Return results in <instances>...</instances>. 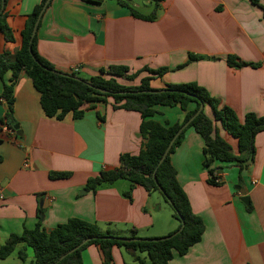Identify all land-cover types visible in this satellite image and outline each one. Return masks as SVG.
Returning a JSON list of instances; mask_svg holds the SVG:
<instances>
[{"label":"crops","instance_id":"0c3cea01","mask_svg":"<svg viewBox=\"0 0 264 264\" xmlns=\"http://www.w3.org/2000/svg\"><path fill=\"white\" fill-rule=\"evenodd\" d=\"M257 1L162 0L157 19L148 22L131 17L114 0L101 5L52 0L37 28V51L56 70L82 79L115 64L128 66L130 72L167 67L169 71L162 76L142 70L134 81L118 80L132 85L151 76L150 86L155 89L169 83L194 82L218 99L219 107L232 108L240 119L247 112L261 116L264 0ZM40 2L7 1V24L14 40L6 42L0 35L1 51L13 52L20 47L26 17ZM138 2L134 3L137 9ZM144 2L151 12L152 4ZM189 54L203 59L187 62ZM229 54L257 65L229 66ZM9 76L7 73L4 80ZM2 89L0 81V94ZM112 103L111 98L106 103L88 102L82 106L80 118L71 113L60 120L47 117L30 78L19 75L14 88V124L8 126L12 131L0 133V244L11 233L34 228L39 220L50 231L71 217L95 222L128 238L132 229L137 237L154 238L176 228L171 209L158 192L149 193L136 185L129 199L125 196L130 187L126 179L95 192L84 189L89 177L117 167L121 153L137 154L142 145L140 114L114 109ZM203 108L213 118L210 107ZM155 109L153 119L162 124L183 118L178 106L157 105ZM6 110L0 99V120ZM15 124L17 130L13 129ZM214 125L236 152V139L226 133L220 121ZM254 145V158L247 168L240 171L236 165L228 168L230 165L221 164L218 185H212L202 164L203 139L192 127L185 129L170 159L191 210L202 218L205 229L197 243L183 255L175 253L169 264H264V130L257 133ZM50 171L69 172V176L50 178ZM243 195L248 204L241 200ZM119 248L111 249L114 264L132 263L123 259ZM10 256L0 263H6ZM82 264H102L96 245L82 251Z\"/></svg>","mask_w":264,"mask_h":264},{"label":"trees","instance_id":"16d2710c","mask_svg":"<svg viewBox=\"0 0 264 264\" xmlns=\"http://www.w3.org/2000/svg\"><path fill=\"white\" fill-rule=\"evenodd\" d=\"M7 1L3 0L1 11L2 0H0V35L4 41L12 42L14 37L7 24L8 14L5 9ZM46 1L41 0L27 15L21 31L20 47L13 52L0 50V81L3 82L0 99L7 109L0 122L10 127L14 124L12 115L14 88L21 73L30 78L39 94L40 106L47 117L60 120L71 113L73 118H80L83 115L82 106L84 104L96 101L106 103L109 98L113 101L114 109L137 111L141 116L139 135L142 138V145L140 151L137 154L121 153L117 167L100 170L98 174L89 177L84 189L95 192L103 185L126 179L130 187L125 192V196L131 199V188L136 185L143 187L149 193H160L171 209V217L177 225L167 234L172 235L170 238L163 236L141 238L137 237L135 229H132V236L129 238L133 240L124 241L110 230H102L97 223L81 218H68L50 231H46L42 226V221L39 220L34 228H25L20 234H9L0 244V259H5L16 251L19 259L17 264H82V251L89 245H96L102 254V264H114L111 252L113 246L124 247L131 254L133 259L130 264H169L175 253L183 255L197 243L205 229L202 218L191 210L189 200L177 180V173L170 159V154L183 140L185 129L192 127L202 137L204 142L202 164L209 174L207 181L209 184L218 185L216 175L222 169L221 164L236 165L242 171L253 161L255 136L264 130V115L259 116L253 112H247L240 119L232 108L226 105L219 107V100L210 96L203 86L194 82L169 83L163 88L155 89L150 86L151 76L142 77L138 84L132 85H125L118 80L121 78L134 81L142 70L162 76L169 71L167 67L157 69L145 67L142 70L130 72L128 66L115 64L105 69L100 68L98 74L88 79H77L78 76L74 73L56 70L50 62L39 55L37 35L31 36L33 26L45 7ZM79 1L101 5L106 0ZM114 1L126 8L131 17L153 22L157 19L162 0H145L152 4V10L148 14L138 11L134 6L136 0ZM251 1L254 4L258 2L257 0ZM198 59H203V56L189 54L187 62ZM226 62L233 67L257 65L244 62L231 54L227 55ZM7 73H10V76L5 81ZM157 105L178 106L183 112L182 120L174 124H162L154 120ZM191 105H193L192 109ZM200 105H208L213 118H210L203 108L180 132L168 154L159 164L171 138L198 111ZM217 120L220 121L226 133L236 139V152L219 135L214 125V121ZM48 175L50 178H63L69 176V172L50 171ZM181 226L182 229L175 233ZM86 239L88 240L80 246ZM27 248L32 251L31 259H28Z\"/></svg>","mask_w":264,"mask_h":264},{"label":"water","instance_id":"95a60500","mask_svg":"<svg viewBox=\"0 0 264 264\" xmlns=\"http://www.w3.org/2000/svg\"><path fill=\"white\" fill-rule=\"evenodd\" d=\"M50 2V0H47L46 1V5H45V7L48 5V3ZM45 7L41 10V12H40V14H39V16H38V18H37V20H36V22H35V24H34V26H33V29H32V33H31V36H34L35 34H36V32H37V28H38V25H39V22H40V18H41V16H42V14H43V12H44V10H45ZM2 9H3V0H2V7H1V11H2ZM29 50H30V48H29ZM30 52H31V50H30ZM77 79H80V78H78V77H76ZM150 92V91H149ZM203 109V105H200V107H199V109H198V111L187 121V122H185L178 130H177V132L174 134V136L171 138V140L169 141V144L167 145V147L165 148V150H164V152H163V154H162V156H161V158H160V160H159V164L164 160V158L166 157V155L168 154V152H169V150H170V148H171V146H172V144H173V142H174V140L177 138V136L180 134V132L188 125V123L195 117V115H197L201 110ZM18 124H15V125H13V129H18ZM19 132V131H18ZM154 178H155V180H156V177L154 176ZM83 192H85V190L83 191ZM241 193L242 194H244V190H241ZM241 200L245 203V204H248V197L247 196H242L241 197ZM41 218H43V215H41ZM182 229V226L175 232V233H178L180 230ZM172 235H166V236H163L164 238H170ZM120 239L121 240H124V241H127V240H133V238H128V237H120ZM163 239V238H162ZM88 239H86V240H84L81 244H80V246L83 244V243H85L86 241H87ZM76 248H78V246L76 247ZM76 248H74V249H76ZM73 249V250H74Z\"/></svg>","mask_w":264,"mask_h":264},{"label":"rangeland","instance_id":"374dc122","mask_svg":"<svg viewBox=\"0 0 264 264\" xmlns=\"http://www.w3.org/2000/svg\"><path fill=\"white\" fill-rule=\"evenodd\" d=\"M139 2V8L138 11L141 13H149L150 12V7L148 6H144L143 4L145 3L144 0H138ZM232 144V143H230ZM232 166L230 165L228 168H231ZM101 229L104 230V227L101 226ZM113 229V228H111ZM105 231V230H104ZM119 251L121 253V256L123 257V259L126 262H131L132 261V256L130 255V253L128 251L125 250L124 247H120ZM27 253H28V259L32 258V251L30 248H27ZM2 262V261H0ZM19 259L17 257L16 251L14 253L11 254V256L9 257L8 261H6V263H0V264H13V263H18Z\"/></svg>","mask_w":264,"mask_h":264},{"label":"built area","instance_id":"2783aa9c","mask_svg":"<svg viewBox=\"0 0 264 264\" xmlns=\"http://www.w3.org/2000/svg\"><path fill=\"white\" fill-rule=\"evenodd\" d=\"M11 131H12V128H9L6 124L0 122V133H7V132H11ZM27 165H28V159H25L24 160V166H27ZM1 199H3V195L0 191V200Z\"/></svg>","mask_w":264,"mask_h":264}]
</instances>
